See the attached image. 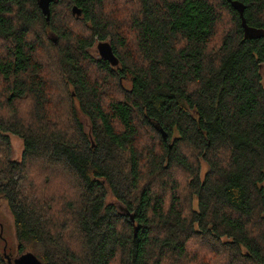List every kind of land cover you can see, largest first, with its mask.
Instances as JSON below:
<instances>
[{"label": "trees", "instance_id": "1", "mask_svg": "<svg viewBox=\"0 0 264 264\" xmlns=\"http://www.w3.org/2000/svg\"><path fill=\"white\" fill-rule=\"evenodd\" d=\"M106 1L56 0L47 23L37 0H0V199L18 256L264 264V0H132L123 22ZM106 40L116 69L87 52Z\"/></svg>", "mask_w": 264, "mask_h": 264}, {"label": "rangeland", "instance_id": "2", "mask_svg": "<svg viewBox=\"0 0 264 264\" xmlns=\"http://www.w3.org/2000/svg\"><path fill=\"white\" fill-rule=\"evenodd\" d=\"M116 1V5H118L117 9V20L123 22L127 19V16L129 14H127V12H129L130 10L133 11V1L132 0H108L106 1V8H105V12H110L111 5L113 6V2ZM122 1V5L119 6L120 2ZM127 8H130V10H128ZM119 13V15H118ZM73 18H75L73 16ZM79 18H75V21H78ZM119 21V22H120ZM121 29L123 34H126V37H128V32L126 30V27L123 26V24H120ZM77 31L80 34H84L86 35V31L82 29V27L78 24L77 26ZM131 41V40H130ZM98 42L101 41H95V44L90 47L89 49H87V52L89 54V57H97L99 58L98 52H97V44ZM104 42V41H102ZM106 42H109V40H106ZM111 45V43H110ZM129 49L131 50L130 53L132 54V56L136 59V53L134 50V46L133 44L130 42L129 44ZM119 51V50H118ZM43 53V52H41ZM39 53V54H41ZM119 53V52H118ZM120 54V53H119ZM43 57H45L43 54L41 55ZM114 69H116V66H113ZM95 78V75H94ZM126 83V82H125ZM54 86V85H53ZM111 85H109L108 90H109V94L112 95L113 99H120L121 94H115V90L113 89V87H111ZM57 104V103H55ZM59 110V108H57ZM66 110V106L64 111ZM64 113V112H63ZM10 143H11V158L13 160H17L21 157L22 154V150H23V145H22V141L20 139H18L17 137L10 135ZM206 166L202 165V174L206 171ZM123 216H126L125 214H123V212L121 210H118ZM127 217V216H126ZM3 249H5V253L7 254L8 258L11 260V262H14V260L16 258H18V253H17V243L15 240V236H14V229H13V224H12V219L11 216L9 214V211L6 207L5 202L0 199V252L2 253Z\"/></svg>", "mask_w": 264, "mask_h": 264}, {"label": "water", "instance_id": "3", "mask_svg": "<svg viewBox=\"0 0 264 264\" xmlns=\"http://www.w3.org/2000/svg\"><path fill=\"white\" fill-rule=\"evenodd\" d=\"M55 1L56 0H37L41 13L45 17V21L47 23L49 22V18H50V4ZM231 4L234 8L239 10V15L242 21V27L244 28L245 34H247V32L252 34V31L247 30L245 27V21L242 16V8L239 5H237V3L235 2H231ZM96 49H97L100 59L107 61L111 66H116L118 64V59L115 56L113 49L109 42H106V41L98 42ZM160 132H162L163 138H165L166 135L163 133V131L160 130ZM116 209L121 210L123 214L129 216L130 220L133 221L132 214H130L129 211H127V209H125L121 204H117ZM7 260L10 264H42L41 262H39V260H37L35 256H33L30 253L22 254L18 256V258H16L14 262H11V260L8 257H7Z\"/></svg>", "mask_w": 264, "mask_h": 264}]
</instances>
